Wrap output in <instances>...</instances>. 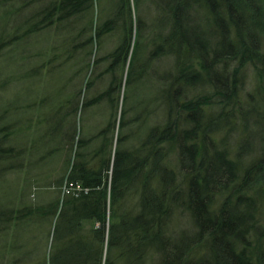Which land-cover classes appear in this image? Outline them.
Here are the masks:
<instances>
[{"label": "trees", "instance_id": "1", "mask_svg": "<svg viewBox=\"0 0 264 264\" xmlns=\"http://www.w3.org/2000/svg\"><path fill=\"white\" fill-rule=\"evenodd\" d=\"M35 9L37 23L30 20ZM0 24V51L53 27L66 28L65 39L84 51L105 35H116L117 46L97 61L107 62V88L82 109L106 100L119 108L124 80L127 88L149 75L160 87L157 99L145 104L147 110L137 113L132 127L123 107L130 97L124 95L116 137L114 114L113 122L88 139L78 140L76 130L62 136L60 122L54 121L47 140L37 139V150H47L50 159L64 154L57 184L67 180L56 200L28 206L23 214L24 228L32 222H50L54 228L50 253L41 262L264 264V250L255 245L264 240L259 220L264 187L260 181L257 195H244L257 167L244 172L240 163L250 144L248 123L252 117L264 124V115L253 104L242 111L237 99L238 69L251 64L264 78V0H0ZM165 60L170 62L164 67ZM206 87L208 95L190 97L194 88ZM215 105L217 113L209 114ZM236 117L245 141L232 159L215 141L223 131L211 126L219 121L229 130L239 122ZM151 118L156 120L150 123ZM6 132L5 127L0 131L5 171L16 168L18 160ZM131 135L140 137L132 144ZM173 151L180 182L168 160ZM257 172L264 181V167ZM223 194L218 206L217 197ZM180 196L192 221L190 234L174 232ZM7 216L6 223L11 220ZM88 223L95 226L88 228Z\"/></svg>", "mask_w": 264, "mask_h": 264}, {"label": "rangeland", "instance_id": "2", "mask_svg": "<svg viewBox=\"0 0 264 264\" xmlns=\"http://www.w3.org/2000/svg\"><path fill=\"white\" fill-rule=\"evenodd\" d=\"M35 14H37L36 9L32 11V15L30 14L32 16L30 20H34ZM34 22L37 23L35 20ZM65 29L57 30L53 27L41 30L13 44L10 48L0 51V131L5 127L8 135L6 142L15 147L18 156L16 164L13 163L16 168H8L5 171L0 164V264H45L40 259L44 257V254L50 253L49 246L52 243L54 229L53 227L51 229L50 222H43V224L32 222L25 228L21 225L25 217L23 214L28 206L50 204L57 199L61 189H65L63 185L67 183L66 180L61 186L57 184L63 177L64 154L57 153L50 159L47 150H37L39 149V144H36L37 139L48 138L50 121L60 122L62 136L68 131L70 134H75L76 130L79 140L96 136L99 131L107 127V123L113 122L115 114L116 137L120 128L124 95L125 98L130 97L128 106L125 103L123 107L127 108V119L132 122L140 110H147L148 106L145 104H152L160 92L159 84L152 77L148 78L149 75H145L139 84L132 87L126 88L124 80L119 99L120 105L116 110L107 100L91 108L82 109L84 102L106 90L110 80L108 75L103 74L107 62L97 63V61L111 53L117 46L118 40L116 35L108 34L98 45L96 43L95 46H90L84 51L82 48H75V44L71 46V41L65 39L67 36ZM169 62L165 60L162 66H168ZM87 63L91 66L88 71ZM233 66L238 68L239 64L234 63ZM238 71L240 72L237 99L242 111L248 112L255 105L258 112L264 115V78L260 77L259 71L251 64H246ZM94 77L96 80L87 88L88 82L94 80ZM209 91L211 89L208 87L194 88L190 97L208 95ZM74 108L77 110L74 111ZM217 111L216 105L208 108L209 114L217 113ZM234 115L238 116L236 110ZM155 116L157 114H152V117ZM254 116L257 117V113ZM235 119H237L235 122L239 121L238 117ZM151 120L150 123L156 119L151 118ZM261 122L251 117L248 123L252 128L249 132L251 147L248 146V149L242 151L240 163L245 168L244 172L250 166L257 168L251 177V185L246 191H242L244 195H257L262 189L258 188L260 181L264 187V181L260 179L257 172V169L264 167V124ZM241 128L240 121L233 123L229 130H224L219 121L211 126L212 131L216 129L223 131L219 133L215 141L220 149L229 151L232 159H236L238 150L245 141ZM139 137L131 135L129 143H135ZM89 146L92 148L94 144L91 143ZM115 147L116 144L113 150ZM176 155L177 152L173 151L168 160H172L170 164L176 172H179L177 173L180 182L182 175ZM243 173L240 177H243ZM256 191H258L257 194ZM224 198V194L217 197L218 206L223 205ZM181 201L183 202L184 199L180 196L179 204L173 214V227L177 235L184 232L190 234L193 229L189 213L184 209ZM6 215L9 219L11 218L7 223ZM259 220L261 229H264V215ZM86 226L89 228L95 225L88 223ZM255 245L264 250V240L257 241Z\"/></svg>", "mask_w": 264, "mask_h": 264}, {"label": "built area", "instance_id": "3", "mask_svg": "<svg viewBox=\"0 0 264 264\" xmlns=\"http://www.w3.org/2000/svg\"><path fill=\"white\" fill-rule=\"evenodd\" d=\"M71 186H73V185H71Z\"/></svg>", "mask_w": 264, "mask_h": 264}]
</instances>
